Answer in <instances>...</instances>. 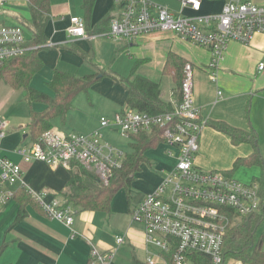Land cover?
<instances>
[{"label":"crops","instance_id":"obj_1","mask_svg":"<svg viewBox=\"0 0 264 264\" xmlns=\"http://www.w3.org/2000/svg\"><path fill=\"white\" fill-rule=\"evenodd\" d=\"M3 1V5L0 6V24L24 27L28 41L32 37L28 0ZM49 1L50 15L44 29L48 46L39 50L37 55L40 60L42 58L46 61L44 56L40 58L41 50L58 48V51H54L58 60L53 65L48 64L50 68L76 77L94 74L99 69L111 78L114 74L110 72L112 71L109 68L110 61L113 62L115 58L126 60L127 57L131 59L127 61V65L131 66L137 60L133 67L135 74L158 83L161 99L170 104L174 85L170 77L163 76L162 70L170 53L182 57L186 64L193 67V103L205 122L200 133V148L195 157L196 164L210 171L229 172L231 176L243 183L255 182L260 177L261 168L258 166H242L233 170L237 159L246 158L252 154V146L232 145L226 134L213 129L208 123L223 122L243 131H254L258 136V151L264 162V83L260 82L264 81V71H258V65L264 63V34L255 35L247 45L231 42L218 67L217 82L213 83L209 78L208 70L211 60L210 51L181 40L171 31L149 32L132 41H117L109 38L107 36L109 22L104 23V20L116 14V0H94L89 14L83 10V0ZM150 1L166 7L174 15L202 17L220 13L230 0H200L201 7L198 12L183 8L180 0ZM244 1L264 7V0ZM72 17L83 20L84 37H71L67 33ZM82 56H87L89 61L85 62ZM164 79L172 86L168 93L166 88L161 86ZM30 86L40 92V87L33 85L32 79ZM88 92L84 94L88 96ZM218 92L221 94L218 95ZM46 95L54 96L52 91ZM126 95L127 90L124 85L123 88L111 86V94L105 96L106 99L102 103L110 108L104 113L116 114L126 108ZM24 101L29 107L28 115L18 116V111L15 110L13 117L7 120L8 132L2 139L3 154L19 165L22 182L5 187L0 185V264H89L92 248L100 253L114 252V257L115 254L117 256L119 253L126 252L143 253V255L147 253L145 263H136L147 264L148 252H146L144 228L132 222L131 219L132 209L145 198L146 194L133 202L131 197L125 199L123 196L117 197L116 194L110 202L108 213L81 211L67 204L74 211L73 223L69 226L48 218L31 197L35 205L27 204L25 217L19 222L16 221L21 204L14 198L15 193L21 190L29 195L46 193L44 202L58 198L66 203L65 195L69 193L68 183L71 179V163L69 168H52L39 161H26L16 153L18 147L33 143L27 128L31 111L42 112L45 108L42 103L41 105L29 104L25 99ZM5 108L6 106L0 108V115ZM73 110L74 108L71 111ZM67 115L64 121L54 120L52 129L65 135L70 133L88 135L92 134L96 128H100V123H97L96 119L89 125L88 123L86 125L67 124ZM175 163L176 159L173 157L171 169ZM143 164L145 163L141 165ZM162 178L163 175L160 178H154L155 182L151 186V191L160 184ZM6 188L13 193V196L2 201L1 193ZM121 236L125 243H122L118 249L115 239ZM113 260L110 264H118ZM223 264L242 263L226 259Z\"/></svg>","mask_w":264,"mask_h":264},{"label":"built area","instance_id":"obj_2","mask_svg":"<svg viewBox=\"0 0 264 264\" xmlns=\"http://www.w3.org/2000/svg\"><path fill=\"white\" fill-rule=\"evenodd\" d=\"M115 2L117 12L109 22V38L132 41L149 32L171 31L181 40L210 51L208 70L213 83L217 82L218 67L231 42L247 45L255 35L264 34V7L250 1L230 0L220 13L202 17L174 15L150 0ZM3 3L0 0V6ZM180 4L193 12H198L201 7L200 0H180ZM67 33L71 37H84L83 20L72 17ZM26 42L24 27L0 24V66L30 50ZM258 71H264V63L258 65ZM170 104L171 112L155 115L124 108L111 120L100 118V127H112L115 132L127 136L161 128L163 143L176 151L175 166L131 211L132 222L144 228L145 243L159 250L156 259L148 253L146 263L194 264V254H202L213 264H223L222 246L226 231L242 217L259 210L258 185L243 183L226 172L202 171L193 165L205 122L193 103L192 65L185 64L183 69L181 100L177 102L171 94ZM7 132L8 123L0 119L2 187L22 182L19 165L3 154L2 139ZM16 153L26 161H39L52 168H69L70 163H80L104 184L125 157L123 151L103 141L96 132L65 135L54 129L45 132L31 145L18 147ZM45 195L30 194L48 218L71 225L74 216L71 206L58 198L44 202ZM12 196L13 193L6 188L1 193V200ZM115 241L119 246L124 238L117 237ZM113 257L114 252L100 253L92 248L89 264H110Z\"/></svg>","mask_w":264,"mask_h":264},{"label":"trees","instance_id":"obj_3","mask_svg":"<svg viewBox=\"0 0 264 264\" xmlns=\"http://www.w3.org/2000/svg\"><path fill=\"white\" fill-rule=\"evenodd\" d=\"M93 2L94 0H83V10L86 14L90 13ZM28 4L32 37L26 42V46L31 49L21 56L5 61L0 66V82L12 90H23L25 92L24 99L29 104L42 103L45 105L42 112L31 111L30 121L27 125L32 142H36L45 132L52 129L54 120L64 121L68 112L73 109L72 102L77 95L87 93L92 85L107 74L98 69V72L94 74L76 77L55 70L49 83V88L54 94L53 97L34 90L30 86V81L43 67L37 54L47 44L44 29L49 20L50 1L28 0ZM110 19L111 17L105 19L104 23H106L105 21L110 22ZM83 59L85 62L89 61L87 56H84ZM185 64L186 61L182 57L170 53L162 70L163 76L172 79L173 96L177 102L181 100V82ZM111 76L115 81L123 84L127 90L126 108L150 115L172 111V106L161 99L158 83L136 75L135 71L128 78ZM208 124L213 129L226 134L232 145L249 144L252 146V154L246 158L237 159L233 170L242 166L261 168V175L255 181L258 185L260 199L259 210L250 216L242 217L226 231L222 246L224 261L233 259L242 264H264V252L261 250L263 237L256 242V233L264 220V162L258 151V136L254 131H243L223 122L212 121ZM128 138L131 151L125 154L121 166L113 171L107 184L100 181L92 171L87 170L80 163H71L69 193L65 195L66 204L81 211L108 213L110 202L119 190L123 189L128 194L133 175L139 171L142 163L148 161L144 155L145 152L164 141L161 128H153L149 133L129 135ZM14 198L21 204L16 218V221L19 222L26 215L25 206L27 204L35 205V202L23 190L15 193ZM193 261L194 264H213L207 256L202 254H194Z\"/></svg>","mask_w":264,"mask_h":264},{"label":"rangeland","instance_id":"obj_4","mask_svg":"<svg viewBox=\"0 0 264 264\" xmlns=\"http://www.w3.org/2000/svg\"><path fill=\"white\" fill-rule=\"evenodd\" d=\"M58 50H59L58 48H53L48 50L44 49L41 50L39 53L40 58L44 56L46 61L42 60L41 58L44 67L41 72L33 76L32 80H33V85L40 87V92H44L46 94H48V92H51L50 91L51 89L49 88V83L51 82L52 79L51 75L53 70H55V68L54 69L50 68L48 64L53 65V63H55L58 60V57L55 56L54 53V51H58ZM68 50L72 51L70 50V48H68ZM127 61H131V59L127 57L126 60L115 58L113 62L110 61L111 67L114 66V68L109 67L110 70L113 71L110 72L116 75L117 77L128 78L131 75L133 71V67L135 66L137 60H135L131 66L127 65ZM116 70L118 71L117 73ZM165 81L166 79L162 81L161 86H163V88H166V91L168 93L170 87L172 86ZM260 82L264 83V81H260ZM113 85L123 88V85L121 83L115 81L111 77L104 76L102 79L99 80V82H97L89 89L88 96L84 93L77 95L72 102V106L74 110L67 115L66 123L67 124L79 123L84 125L88 123L89 125V123H93L96 120L98 123L100 121V118L102 117L111 120L115 114L104 113V111L108 112L110 107H106L102 103L106 99L105 96L107 95L109 96L111 94V86ZM24 98H25V92L23 90H18V91L12 90L7 85H4L3 83L0 82V108L6 106L5 110L1 112L0 119L2 121L7 122V120L10 117H13L12 114L15 113V110L18 111V116L22 117L24 114L28 115L29 107L27 103L24 101ZM34 104L41 105V103H34ZM95 132L100 136V138L103 141L120 149L124 153H128L131 151V148L129 147L128 136L122 134L121 132H115L114 128L100 127V128H96L92 133ZM169 152H171L172 154H169ZM175 152L176 151L174 148H171L165 143H161L155 148L148 150L145 153V157L148 161L145 164L141 165L139 171L133 175V178L128 188V194H126L124 190L121 191L119 190L116 193L117 194L116 196L117 197L118 195L123 196L125 199H127V197L128 198L131 197V202H133L138 197L153 192L157 188L156 186L153 191L150 190L151 186L155 182L154 178L156 177L160 178V176L162 175L164 176L166 172L170 171ZM193 165L202 171H210L208 169L199 167L196 164L195 159L193 160ZM261 237H263L261 250L264 252V220L259 230L256 233V242ZM119 248L120 245L118 249ZM146 252L153 254V258L156 259L159 250L155 246L150 244V245H146ZM146 254L144 255L143 253L134 254L132 252L129 253L126 252L121 254L119 253L117 254V256L115 254L113 262L118 264L120 263L136 264L139 262L145 263ZM134 256L136 259L134 258Z\"/></svg>","mask_w":264,"mask_h":264}]
</instances>
